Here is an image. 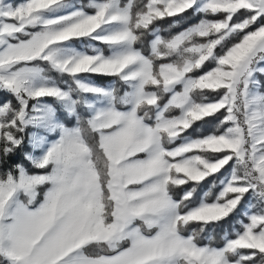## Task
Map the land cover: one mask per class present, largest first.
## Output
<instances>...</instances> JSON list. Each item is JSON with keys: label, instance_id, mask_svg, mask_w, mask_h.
<instances>
[{"label": "snow or ice", "instance_id": "obj_1", "mask_svg": "<svg viewBox=\"0 0 264 264\" xmlns=\"http://www.w3.org/2000/svg\"><path fill=\"white\" fill-rule=\"evenodd\" d=\"M0 264H264V0H0Z\"/></svg>", "mask_w": 264, "mask_h": 264}, {"label": "rangeland", "instance_id": "obj_2", "mask_svg": "<svg viewBox=\"0 0 264 264\" xmlns=\"http://www.w3.org/2000/svg\"><path fill=\"white\" fill-rule=\"evenodd\" d=\"M191 22H195V20H192ZM15 162H22L24 164L26 163L25 166L28 164L27 161L23 160L22 156L19 153L13 156L10 161V163H15ZM27 168L29 169V171H34V169H32L30 165Z\"/></svg>", "mask_w": 264, "mask_h": 264}, {"label": "trees", "instance_id": "obj_3", "mask_svg": "<svg viewBox=\"0 0 264 264\" xmlns=\"http://www.w3.org/2000/svg\"><path fill=\"white\" fill-rule=\"evenodd\" d=\"M97 83L106 84V83H108V80L107 79H99V80H97ZM28 166H29V164L26 165V167H28Z\"/></svg>", "mask_w": 264, "mask_h": 264}]
</instances>
